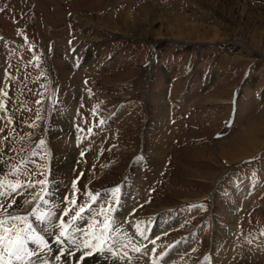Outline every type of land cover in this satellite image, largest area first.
Returning a JSON list of instances; mask_svg holds the SVG:
<instances>
[{
  "label": "rangeland",
  "instance_id": "1",
  "mask_svg": "<svg viewBox=\"0 0 264 264\" xmlns=\"http://www.w3.org/2000/svg\"><path fill=\"white\" fill-rule=\"evenodd\" d=\"M0 9V178L5 191L9 180L44 181L14 193L13 211L27 215L50 193L36 208L56 214L42 233L49 264H264V0H0ZM73 201L91 208L75 221L79 247L65 244L72 255L57 261L59 216ZM102 209L119 227L105 247L128 256L81 260Z\"/></svg>",
  "mask_w": 264,
  "mask_h": 264
},
{
  "label": "snow or ice",
  "instance_id": "2",
  "mask_svg": "<svg viewBox=\"0 0 264 264\" xmlns=\"http://www.w3.org/2000/svg\"><path fill=\"white\" fill-rule=\"evenodd\" d=\"M3 11V9H0ZM41 144L44 142L41 141ZM16 173H20L21 169L17 168ZM29 176L33 175L32 173L28 174ZM75 183V182H74ZM44 187L43 180H30L25 179L21 182L19 179L9 180L8 181V191H5V185L3 178H0V264H49L48 260L43 258L45 253H51V248L48 241L42 233H48L50 228L54 229L53 221L56 217V214L49 209L44 212L41 211L38 213L36 208H33L31 211L27 212V215H18L13 211L14 205L17 203L14 193L19 194L20 189H31L36 185ZM119 187L112 189V193H119ZM50 195L49 192H45L44 195L39 197L40 202L47 206L49 200L45 197ZM99 193L92 195L91 199L93 202H96ZM35 199V197L33 198ZM68 198L65 197V201ZM31 201L25 200L24 204H29ZM116 205H119V198L117 197L115 201ZM73 207L66 210L59 216V232L55 235V242L61 245V249L58 250V253L55 254V260H61L64 255H72L70 249L65 251L64 245L76 246L79 247L77 242L76 233L80 231L79 228L75 227V221L78 219H83V214L86 210H90L91 205L79 206L78 210L76 209V204L72 202ZM55 207V205H53ZM111 207V205H109ZM191 207H196L193 205ZM114 210V209H113ZM74 211V214L70 215ZM104 216L103 209L100 213L94 215L93 219L95 224L99 225L98 234L95 232L92 234V241H81L85 249H91L90 251H85L81 260L86 256H91L96 253H110L111 257L114 260H119L122 258H127L128 253H123V256H120L117 251H114V245L105 247V244L108 240V229H111L113 232H119L118 221L115 217L110 219H102ZM29 217L34 218L36 224L45 225L42 229L37 228L33 223L29 222ZM64 217H69L67 220ZM264 235V233H262ZM29 242L35 245L34 248L29 247ZM135 251L139 252V248H135Z\"/></svg>",
  "mask_w": 264,
  "mask_h": 264
},
{
  "label": "bare ground",
  "instance_id": "3",
  "mask_svg": "<svg viewBox=\"0 0 264 264\" xmlns=\"http://www.w3.org/2000/svg\"><path fill=\"white\" fill-rule=\"evenodd\" d=\"M218 1V0H217ZM146 9V8H145ZM155 14V13H154ZM149 15V14H148ZM160 14H158V16H159ZM158 16H156V17H158ZM168 16V18H166V21H169V23H171V26L172 27H177L178 28V30L181 28V26L182 25H184V23H183V21H182V19L181 18H178V17H174V16H172V15H167ZM160 17V16H159ZM186 26V25H185ZM192 27V26H191ZM173 30V29H172ZM150 31V30H149ZM208 31H209V29H208ZM141 32V31H140ZM174 32V31H173ZM148 33V32H147ZM211 33V32H210ZM139 36H142V35H140L139 34ZM158 37H159V39L160 38H163L164 37V35H163V33L159 30V33H158V35H157ZM203 37H204V35H203ZM90 56H86L85 57V59L86 60H89L90 58H89ZM152 72V71H151ZM152 74L153 73H150V77L152 76ZM162 122L164 121V119L162 118V120H161ZM164 123H162V127H164V125H163ZM256 127V126H255ZM262 146L264 147V144H262ZM226 155V154H225ZM227 156L229 157V155L227 154ZM215 186L216 185H214V189H215ZM121 187H123V185L121 186ZM123 189V188H122ZM213 193V192H212ZM213 195V194H212ZM41 205V204H40ZM35 208V207H34Z\"/></svg>",
  "mask_w": 264,
  "mask_h": 264
},
{
  "label": "crops",
  "instance_id": "4",
  "mask_svg": "<svg viewBox=\"0 0 264 264\" xmlns=\"http://www.w3.org/2000/svg\"><path fill=\"white\" fill-rule=\"evenodd\" d=\"M176 59H179V58L176 57ZM174 60H175V58L173 59V61H174ZM176 61L178 62V60H176ZM179 61H180V60H179ZM175 66H177V64L173 62L172 67H173V70H174L175 77L177 78V77H178V76H177V74H178V67L174 68Z\"/></svg>",
  "mask_w": 264,
  "mask_h": 264
}]
</instances>
